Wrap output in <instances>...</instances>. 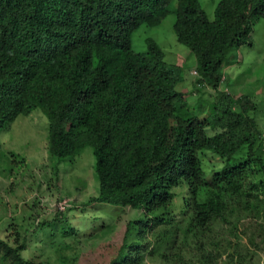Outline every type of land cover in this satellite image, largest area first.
<instances>
[{
	"label": "trees",
	"instance_id": "obj_1",
	"mask_svg": "<svg viewBox=\"0 0 264 264\" xmlns=\"http://www.w3.org/2000/svg\"><path fill=\"white\" fill-rule=\"evenodd\" d=\"M175 1L172 9L171 0H0V133L40 110L49 119L52 157L74 159L92 148L100 192L90 202L133 211L110 264H144V240L157 228L163 231L155 243L182 257L190 236H202L228 210L264 220L262 135L249 115L256 104L221 90L228 53L254 45L264 0H220L214 19L198 0ZM171 13L177 41L198 63V95L188 98L176 89L179 67L165 61L154 39L145 53L132 45L142 25L156 27ZM207 86L220 96L213 113L203 112L200 100ZM189 99L199 103L196 111ZM205 151L223 162L210 174ZM240 154L247 157L237 160ZM178 189L181 201L174 200ZM175 203L189 215L184 246L174 229H164L173 224ZM158 209L163 215H153ZM135 233L142 242L132 240ZM23 249L0 240V264H43L25 259ZM193 254L196 263L212 264L207 249Z\"/></svg>",
	"mask_w": 264,
	"mask_h": 264
},
{
	"label": "rangeland",
	"instance_id": "obj_2",
	"mask_svg": "<svg viewBox=\"0 0 264 264\" xmlns=\"http://www.w3.org/2000/svg\"><path fill=\"white\" fill-rule=\"evenodd\" d=\"M198 1L214 19L220 0ZM169 6L175 9L177 2L171 0ZM175 21L176 15L171 13L156 27L142 25L133 33L132 45L135 52L145 53L147 40L154 39L164 51L165 61L179 67L182 79L176 89L188 98L191 92L198 95L193 84L200 76L193 74L198 63L188 47L177 41ZM252 41L253 47L243 45L228 53L223 65L228 81L221 90L234 100L247 96L255 102L256 109L249 115L256 119L261 131L257 148L262 146L264 157V16L253 29ZM214 93L208 86L201 93L200 100L206 103L203 112H210L220 98ZM188 103L196 111L199 103L195 99ZM215 132L207 129L209 135ZM48 146L49 119L40 110L20 116L10 130L0 133V240L14 247L25 245L23 257L43 264H110L118 256L133 211L90 202L100 192L91 147L74 159L61 161L50 155ZM245 155L240 154L237 160ZM201 159L207 174L223 165L210 151L202 153ZM175 193L174 200H183V189ZM153 213L163 215L159 209ZM188 216L176 206L173 224L164 228L174 229L173 234H179V244L183 246L184 220ZM240 219L238 213L228 210L223 218L210 222L202 236H190L182 257L178 256L180 250L169 244L163 247L155 243L163 231L157 228L154 236L147 235L144 240L148 243L144 264H194L199 257L192 253L206 249L214 257L212 264H264V220L251 216ZM72 228H76L75 232L68 235ZM132 240L142 242L136 233ZM254 241L257 247L252 245Z\"/></svg>",
	"mask_w": 264,
	"mask_h": 264
},
{
	"label": "clouds",
	"instance_id": "obj_3",
	"mask_svg": "<svg viewBox=\"0 0 264 264\" xmlns=\"http://www.w3.org/2000/svg\"><path fill=\"white\" fill-rule=\"evenodd\" d=\"M173 27H174V26H173ZM191 53H192V52H191ZM192 54H193V53H192ZM193 74L196 75V76H199V72H198V70H197V71H194ZM262 156H263V155H262Z\"/></svg>",
	"mask_w": 264,
	"mask_h": 264
}]
</instances>
